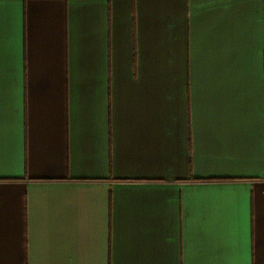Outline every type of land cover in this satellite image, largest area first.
Returning a JSON list of instances; mask_svg holds the SVG:
<instances>
[{"label":"crops","instance_id":"0c3cea01","mask_svg":"<svg viewBox=\"0 0 264 264\" xmlns=\"http://www.w3.org/2000/svg\"><path fill=\"white\" fill-rule=\"evenodd\" d=\"M0 264H264V0H0Z\"/></svg>","mask_w":264,"mask_h":264}]
</instances>
